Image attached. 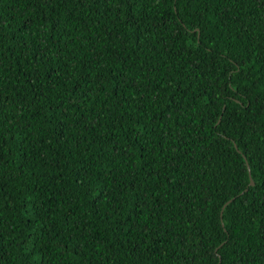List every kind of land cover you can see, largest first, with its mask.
<instances>
[{
  "label": "trees",
  "instance_id": "16d2710c",
  "mask_svg": "<svg viewBox=\"0 0 264 264\" xmlns=\"http://www.w3.org/2000/svg\"><path fill=\"white\" fill-rule=\"evenodd\" d=\"M0 264H264V0H0Z\"/></svg>",
  "mask_w": 264,
  "mask_h": 264
},
{
  "label": "water",
  "instance_id": "95a60500",
  "mask_svg": "<svg viewBox=\"0 0 264 264\" xmlns=\"http://www.w3.org/2000/svg\"><path fill=\"white\" fill-rule=\"evenodd\" d=\"M250 186H253L254 184H253V182H252V180H250V184H249Z\"/></svg>",
  "mask_w": 264,
  "mask_h": 264
}]
</instances>
